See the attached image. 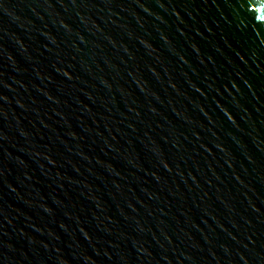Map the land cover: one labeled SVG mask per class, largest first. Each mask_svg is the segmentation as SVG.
Here are the masks:
<instances>
[{
  "label": "water",
  "instance_id": "1",
  "mask_svg": "<svg viewBox=\"0 0 264 264\" xmlns=\"http://www.w3.org/2000/svg\"><path fill=\"white\" fill-rule=\"evenodd\" d=\"M0 264H264V0H0Z\"/></svg>",
  "mask_w": 264,
  "mask_h": 264
}]
</instances>
